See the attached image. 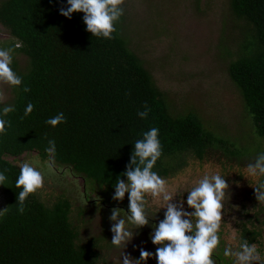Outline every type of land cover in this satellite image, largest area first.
Returning <instances> with one entry per match:
<instances>
[{"label":"trees","instance_id":"obj_1","mask_svg":"<svg viewBox=\"0 0 264 264\" xmlns=\"http://www.w3.org/2000/svg\"><path fill=\"white\" fill-rule=\"evenodd\" d=\"M217 1L223 14L214 45L220 51V70L234 87L237 106L249 117L255 141L248 138L249 132L233 138L216 132L219 107L213 112L207 109L210 117L204 115L189 100L191 92L184 90L177 96V89L155 79L149 68L154 60L146 56L148 40L146 35L138 34L136 39L130 35L136 32L127 28L131 21L125 15V3L112 38L105 39L86 30L82 12L63 16L59 8L66 4L61 0H0V25L10 35L0 48L12 49L11 66L22 77L19 87L8 83L11 97L0 101V107L15 106L6 117V131L0 134V171L7 177L0 184L4 201L0 264H121L111 253L115 247L111 226L105 222L99 233H90L84 225L85 207L74 205L65 192L47 193L40 187L29 194L24 213H19V165L30 162L38 169L49 167L59 176L68 170L82 180L83 193H101L100 203L110 204V214L116 206L112 199L116 178L126 179L122 173L134 143L152 127L159 129L162 145L153 170L168 186V179L183 173L189 160L198 166L217 163L215 173L225 176L229 187L223 201L220 242L212 254L215 264L233 262V257L224 254L226 236L237 241V249L246 240L264 260V202L256 198L264 176L248 172V165L264 152V0ZM193 3L199 12L206 9L202 0ZM157 27L150 29L151 37L162 35ZM16 54L26 57L24 67ZM162 63L171 67L169 71L175 68V60ZM25 86L29 92L23 91ZM29 103L34 107L26 116ZM145 103L151 111L142 119L137 112ZM59 112L66 122L46 123ZM238 138L245 140L239 144ZM49 140L55 141L53 151H46L51 147ZM255 144L258 151H250ZM196 180L182 186L177 181L174 192L190 190ZM121 202L125 205L120 212L125 215L127 193ZM158 211L153 212V222L163 218L164 210Z\"/></svg>","mask_w":264,"mask_h":264},{"label":"clouds","instance_id":"obj_2","mask_svg":"<svg viewBox=\"0 0 264 264\" xmlns=\"http://www.w3.org/2000/svg\"><path fill=\"white\" fill-rule=\"evenodd\" d=\"M61 2L66 4L59 8L63 16L71 18L74 12H82L86 30L98 38L111 39L116 30V23L124 14V0ZM11 52V48H0V81L19 87L22 77L11 66ZM23 91L29 92L30 89L25 86ZM33 107V104H27L24 114L29 115ZM14 111V105L0 107V134L6 131L8 113ZM150 111V107L145 103L144 109L138 111L137 115L145 119ZM62 122H66L63 112L46 121L52 126ZM158 133L159 129L156 127L142 133V138L135 141L130 161L122 173L126 179L119 176L116 178L112 199L123 201L127 193L128 210L125 215H121V208L113 207L111 210L109 220L114 222L110 229L113 233L111 243L125 249L135 235L127 225L131 224L135 229L148 225L152 228L149 238L153 245H158L155 252L140 248L139 257L132 258L130 253L123 251L122 264H147L151 257L156 259V264H215L212 254L220 242L218 232L223 201L229 185L225 176L219 173L205 174L190 190L170 193L166 180L153 170L162 155ZM48 143L51 147L46 151H53L55 141L49 140ZM248 172L253 176H264V152L259 153L255 162L248 165ZM6 179L5 171H0V184H4ZM43 183L44 176L38 168L30 162L20 163L16 179V187L21 189L17 196L19 213H24L25 201L29 194L34 193ZM148 193L154 198L162 196L164 206L160 209H164L163 218L158 222L150 223L152 217L147 213L145 202V195ZM256 198L264 202V183L258 185ZM2 214L0 211V215ZM224 254L233 257V264H253L254 261L264 264L256 247L246 240L241 242L236 250L226 248Z\"/></svg>","mask_w":264,"mask_h":264},{"label":"rangeland","instance_id":"obj_3","mask_svg":"<svg viewBox=\"0 0 264 264\" xmlns=\"http://www.w3.org/2000/svg\"><path fill=\"white\" fill-rule=\"evenodd\" d=\"M176 1L124 0L123 2L127 9L125 15L131 21L127 28L136 32L130 35L134 39L137 38L138 34L146 35L148 40L149 46L146 48L148 51L146 56L154 60V65L149 66L150 71L154 74L155 79H159L161 84L177 89L176 93L180 92V94L177 93V96H181L184 90L186 93L191 92L189 100L192 104L198 106V110L203 109L204 112L201 113L204 115L207 114L210 117V112L207 109H213L211 111L213 112L214 109L219 107V113L215 119L218 129L216 132H220L230 138L237 135L246 136L248 132L250 136L251 134L253 136V133H250L249 117L242 108L237 106L234 87L226 75H223L224 72L220 70V51L214 46L218 32L221 29L223 16L217 6L219 5L218 1L202 0L203 6L206 8L203 13L197 11L193 0H180L179 3ZM159 12L162 14H159ZM156 27L162 32V35L156 38L158 35L156 33L155 37H151L154 34L151 30ZM9 39V33L0 25V44L4 43V41L8 42ZM16 59L21 67L26 65L27 59L23 54H16ZM172 60H175V68L169 71L171 67L164 66L162 62L167 64L168 61ZM10 97L9 84L0 81V101L9 100ZM192 97L193 100H191ZM244 122H246V125ZM223 125L225 129L222 131ZM249 135L248 138L252 141L257 139L255 136L249 137ZM258 137L263 142L262 137ZM237 140L239 144H242L245 139L238 138ZM255 145L256 147L253 146V150L250 151H258V146L257 144ZM188 164L183 173L168 179L169 186L167 184L166 186L170 193H175L173 188L176 187L177 181L179 186L193 183L196 179L197 182L198 177L202 173L213 174L215 173L214 169L219 168L217 163L214 166L209 163L199 164L198 166L196 161L192 162V160H189ZM192 167H195V169H192ZM48 168L44 169L39 166V170L44 176V183L41 189L44 192L54 194L65 192L71 197L74 205L85 207L86 210L83 214L87 221L84 225L90 233H99L102 227L105 226V222H107L108 226L114 223L109 220L111 213H107V210L110 209V204L100 203L101 193L90 192L89 199H84L83 194H81L84 186L80 178L72 182L69 180L72 179L71 176L67 178L64 175H55ZM194 174L197 175V178H191ZM65 187L68 190H65ZM146 195L148 196V198L146 197L147 213L149 217H152L150 219L153 222L154 216L164 206V202L162 196L154 198L150 193ZM114 203L116 205L114 207L118 208L125 205L121 201ZM3 204L4 201L2 195H0V211ZM121 215L124 214L121 213ZM159 219H161V216L154 222H158ZM127 226L135 233L133 240L128 243L125 249L122 246H115L111 251L113 257L121 264L123 251L130 253L132 258H137L140 255V248L155 252L156 247H158V245H153L149 238V233L152 230L149 229L148 225L142 231L135 229V226L131 224ZM226 237L228 248L236 250L237 241L229 236ZM147 264H156V259L154 257L149 258Z\"/></svg>","mask_w":264,"mask_h":264},{"label":"flooded vegetation","instance_id":"obj_4","mask_svg":"<svg viewBox=\"0 0 264 264\" xmlns=\"http://www.w3.org/2000/svg\"><path fill=\"white\" fill-rule=\"evenodd\" d=\"M64 170V169H63ZM66 176L67 178H68V176H71L72 177V179H69L70 181H72V182H74L75 180H77V179H79L78 177H76L75 175H73V174H71L68 170H67V172L66 173H61V175L60 176ZM83 191H84V188H82V194H83V197H84V199H89V195H88V193H83ZM230 260V259H229ZM228 263L229 264H233V262L232 261H228Z\"/></svg>","mask_w":264,"mask_h":264}]
</instances>
